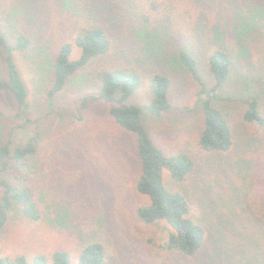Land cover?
I'll return each mask as SVG.
<instances>
[{
	"label": "rangeland",
	"instance_id": "rangeland-1",
	"mask_svg": "<svg viewBox=\"0 0 264 264\" xmlns=\"http://www.w3.org/2000/svg\"><path fill=\"white\" fill-rule=\"evenodd\" d=\"M113 1L0 0V32L8 44H15L18 35L29 40L27 47L12 51L28 106L22 111L11 91L0 90V140H9L12 150L33 139L51 161L46 172L32 174L43 205L41 220L29 223L11 209L0 231V255L67 250L74 264L81 246L100 242L109 248L105 264H264V220L251 209L259 203L264 210V126L242 120L245 100L255 91L264 116L262 0H192L179 28L183 36L163 26L148 33ZM175 5L181 15L185 6ZM86 21L103 23L112 40L102 62L123 60L142 70V82L128 104L143 106L150 99L148 73L170 79L171 108L159 116L143 109L141 121L157 147L186 152L195 162L182 181L163 172L164 185L188 198L191 218L207 231L195 257L161 249L167 224L138 218L136 208L146 198L134 187L140 170L135 134L113 120L108 103L89 100L79 110L84 96L95 90L86 70L71 75L49 103L58 50ZM213 47L231 58L230 74L213 99L232 131L233 144L225 152L196 148L203 120L197 103L200 85L169 58L184 48L196 58L199 76L209 86L213 78L206 57ZM78 54L74 48L72 57ZM7 80L0 48V81ZM15 169L12 164L0 179Z\"/></svg>",
	"mask_w": 264,
	"mask_h": 264
},
{
	"label": "trees",
	"instance_id": "trees-1",
	"mask_svg": "<svg viewBox=\"0 0 264 264\" xmlns=\"http://www.w3.org/2000/svg\"><path fill=\"white\" fill-rule=\"evenodd\" d=\"M116 6L123 5V13L137 21L148 33L163 26L176 36H183L180 26L184 17L192 10V0H114ZM185 7L181 15H176V5ZM264 12V0H262ZM168 31V32H169ZM264 39V25L261 30ZM159 39V38H158ZM182 39V37L180 38ZM15 44H8L4 33L0 32V48L3 52L8 71V80L0 81V90H9L25 112L28 106L27 90L17 70L13 50L28 46L29 40L23 35L16 36ZM159 44H164L158 41ZM113 43L103 23L86 21L76 31L72 39L58 50L53 62V80L48 89L49 103L65 85L69 77L80 70H86L91 76L95 90L84 96L79 110L87 107L89 100H100L109 104V114L123 129L135 134L140 170L135 180V190L146 198V202L137 206L138 218L146 224L164 222L168 231L161 249L177 252L184 257H195L207 241V231L199 222L191 218L190 201L179 191L164 185L163 172L174 181H182L195 168V162L186 152L167 151L157 147L141 121V112L147 109L152 115L159 116L168 111L172 104L169 98L170 79L160 72L145 75L151 97L143 106L128 104L129 97L139 88L143 73L134 63L123 60L108 64L101 58L109 55ZM74 48L79 49L77 57H72ZM162 48L161 54L164 53ZM169 57L181 69L188 73L200 85L197 93L198 105L203 120L200 131L195 135V146L205 152H225L233 144L232 131L226 115L213 105L217 90L227 80L231 70L229 53L221 47H213L206 57L208 70L213 83L207 85L199 76L196 58L184 48L172 51ZM262 83L264 91V60L262 63ZM3 113L0 111V117ZM80 118V117H79ZM242 120L248 124L264 126V116L259 108L256 91L245 100ZM14 164L7 179H0V231L4 228L8 213L18 209L20 215L29 223L41 220L42 206L37 196V185L32 174L39 170L46 172L51 161L39 151L33 139L24 146L10 150L9 140H0V173ZM264 171V156L261 157ZM255 215L264 220L263 207L256 203L251 207ZM32 235V233L30 232ZM109 248L100 242H90L77 251L74 264H105ZM71 254L67 250H55L51 254L44 252L21 253L15 256L0 255V264H72ZM199 264V263H192Z\"/></svg>",
	"mask_w": 264,
	"mask_h": 264
}]
</instances>
